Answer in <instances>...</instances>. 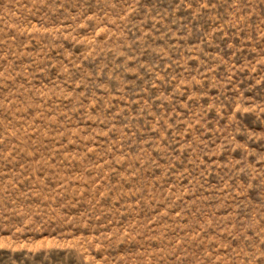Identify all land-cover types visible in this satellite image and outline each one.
<instances>
[{
	"label": "rangeland",
	"instance_id": "1",
	"mask_svg": "<svg viewBox=\"0 0 264 264\" xmlns=\"http://www.w3.org/2000/svg\"><path fill=\"white\" fill-rule=\"evenodd\" d=\"M0 264H264V0H0Z\"/></svg>",
	"mask_w": 264,
	"mask_h": 264
}]
</instances>
